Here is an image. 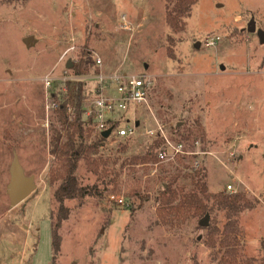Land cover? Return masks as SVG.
I'll return each instance as SVG.
<instances>
[{
    "label": "rangeland",
    "instance_id": "rangeland-1",
    "mask_svg": "<svg viewBox=\"0 0 264 264\" xmlns=\"http://www.w3.org/2000/svg\"><path fill=\"white\" fill-rule=\"evenodd\" d=\"M166 5L0 0V264H219L218 248L207 245L217 244L225 231L238 239L245 258L264 261V45L246 31L251 18L264 31V0H198L177 34L166 24ZM96 55L107 74L150 78V111L138 109L136 135L112 136L90 158L103 162L105 185L101 172L93 175L78 161L77 183L107 190L100 198L62 203L68 218L52 263L51 215L60 183L50 182L57 162L49 145L52 134L62 142L64 130L58 108L46 105L70 107L72 96L63 81L46 91L42 79L49 73L60 79L68 61L83 58L88 67ZM154 120L173 141L187 136L188 151L211 155L144 161L154 141L145 131L155 129ZM89 131L91 142L95 134ZM14 154L36 188L10 209L6 187ZM197 170L206 173L209 193L245 194L252 208L230 213L208 202L204 218L162 225L158 212L171 205L167 191L176 199L192 193L190 177ZM112 195L125 206L111 203Z\"/></svg>",
    "mask_w": 264,
    "mask_h": 264
},
{
    "label": "trees",
    "instance_id": "trees-1",
    "mask_svg": "<svg viewBox=\"0 0 264 264\" xmlns=\"http://www.w3.org/2000/svg\"><path fill=\"white\" fill-rule=\"evenodd\" d=\"M197 2L198 0H165V4H167L165 20L172 34L183 32L185 29V21L190 17ZM168 39L167 42L170 44L171 37ZM167 52L172 53L170 49H167ZM91 67V64L86 67L85 61L83 58H80L78 61L72 63L69 71H72L74 77L85 76L92 72ZM65 85L70 89L72 103L70 107L64 103L57 109L61 129L64 130V139L61 142L55 134H52L49 145L50 154L57 162V168L50 172V182L58 181L60 183L54 193V199L59 204L56 209V216L53 217L50 214L52 263L60 254L61 236L59 230L62 223L68 218L67 210L62 207V203L65 200L81 201L86 198H100L107 190L104 186L99 188L96 184L89 186L77 183L75 172L80 159H83L89 173L97 175L101 172L103 177H99L98 180H102V183L104 182L106 169L103 162L96 159L91 160L90 158L98 154L100 144L106 139L102 137V134H95L94 140L91 142L88 141L90 137L89 129H91V132L93 131L92 127L94 126V122L93 119L84 118L82 101L84 99L85 87L81 82H77L72 87L69 86V82ZM69 110H72L71 116ZM174 130L175 132H179V126H176ZM186 139L187 136L175 141L177 143H183V140ZM161 144L160 139L154 140L148 148L150 151L143 157L144 161L150 160V162H157L156 153ZM154 150L155 157L152 155ZM190 180L194 186L192 193L183 194L176 199L175 194L170 193V190L167 191L171 197L169 198L171 205L158 212V218L162 225L167 226L176 222L180 223L195 215L199 218H204L208 214L205 206V203L208 202H212L219 209L226 210L230 213H240V211L250 209L253 206L252 201L245 194L209 193L207 190L206 173L202 170L194 171ZM103 185H105V182ZM131 197L134 196L131 195ZM135 197L137 196L135 195ZM201 229L203 228L201 227ZM240 245L236 237L229 235L225 231L223 236L217 241V244L215 241H211L207 246L218 248L214 259L219 264H264L263 260L245 258L242 255Z\"/></svg>",
    "mask_w": 264,
    "mask_h": 264
},
{
    "label": "built area",
    "instance_id": "built-area-1",
    "mask_svg": "<svg viewBox=\"0 0 264 264\" xmlns=\"http://www.w3.org/2000/svg\"><path fill=\"white\" fill-rule=\"evenodd\" d=\"M213 44L214 42L210 41V43H206V46ZM72 51H74L73 48H70L64 55ZM91 65L92 72L85 76L69 77L67 68L62 72L60 79L49 73L42 79L43 87L48 91L53 88L52 85L55 81L81 82L85 87L82 101L84 116L87 119H93L94 134L97 135L110 130V137L126 138L136 135V130L139 129L136 121L138 109L144 107L150 111L149 94L154 87L152 81L145 75L123 74L119 70L107 74L103 70L100 57L97 55L92 59ZM49 108L56 109L58 105L54 102L47 103L46 109ZM154 121L155 129H147L145 133L154 140L160 139L162 142L156 153V164L174 162L177 158L211 155L202 150L188 151L183 143L171 140L159 123ZM225 190L228 193L232 192V186L227 185ZM108 198L111 203L113 202L120 207L125 206L123 198L114 195Z\"/></svg>",
    "mask_w": 264,
    "mask_h": 264
},
{
    "label": "water",
    "instance_id": "water-1",
    "mask_svg": "<svg viewBox=\"0 0 264 264\" xmlns=\"http://www.w3.org/2000/svg\"><path fill=\"white\" fill-rule=\"evenodd\" d=\"M247 33H254L257 36L258 43L260 45H264V31L261 29H256L255 20L251 18L250 23L247 26ZM32 43L31 38H27L25 40V44L28 46ZM195 48L199 46L196 43ZM72 67L71 61H68L66 68L70 69ZM224 67H222L223 69ZM104 139H108L110 137V130L104 131L101 133ZM36 185L33 181V176L27 177L25 175L24 169L21 167L18 156L14 154L13 159L9 165V182L6 187V194L9 200L10 209L16 208L17 205L24 202L26 198H28L31 193L35 190ZM206 220L201 221L199 226L204 228L206 226Z\"/></svg>",
    "mask_w": 264,
    "mask_h": 264
},
{
    "label": "crops",
    "instance_id": "crops-1",
    "mask_svg": "<svg viewBox=\"0 0 264 264\" xmlns=\"http://www.w3.org/2000/svg\"><path fill=\"white\" fill-rule=\"evenodd\" d=\"M137 124L139 125V127L141 126V123L138 122Z\"/></svg>",
    "mask_w": 264,
    "mask_h": 264
}]
</instances>
